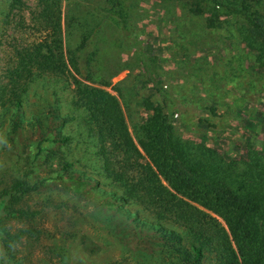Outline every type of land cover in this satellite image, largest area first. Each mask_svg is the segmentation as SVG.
Listing matches in <instances>:
<instances>
[{
    "label": "rangeland",
    "instance_id": "rangeland-1",
    "mask_svg": "<svg viewBox=\"0 0 264 264\" xmlns=\"http://www.w3.org/2000/svg\"><path fill=\"white\" fill-rule=\"evenodd\" d=\"M97 2L104 7L99 11L104 20L95 77L103 69L106 75L118 65L127 66L107 80L108 86L80 81L66 63L68 41L73 47L78 42L79 15ZM105 3L0 0V202L6 207L0 210V226L18 264H169L182 250L201 246L211 231L203 227L200 237L183 224L174 208L183 200L170 201L173 192L138 144L136 127L150 117L142 100L150 97L148 106L159 98L151 84L142 83L148 76L136 49L119 47L124 41L118 19L107 14ZM129 3L139 46L153 59L150 69L156 68V80L174 99L176 134L198 141L203 132L199 121L208 119L211 130L205 135L212 146L227 143L224 151L234 154L240 142L253 137L260 150L263 137L250 133L239 116L210 118L199 103L204 96L196 71L200 65H219L220 52L231 50L229 35L211 32L201 18L190 17L167 0ZM194 29L203 32L205 40L193 42L197 46L185 36ZM69 30H74L70 37ZM251 99L257 101L248 100L243 110L253 117L264 95ZM251 119L253 128L259 126V120ZM40 140L44 142L38 151ZM57 175L62 180L55 179ZM39 183L37 191L28 190ZM129 189L133 196L118 206L115 196ZM189 204L227 234L220 218ZM134 214L138 219L131 218ZM128 217L130 222L123 223ZM141 221L171 229L181 241L170 249L139 247L136 238L147 230ZM204 245L196 264H216V242Z\"/></svg>",
    "mask_w": 264,
    "mask_h": 264
},
{
    "label": "trees",
    "instance_id": "trees-1",
    "mask_svg": "<svg viewBox=\"0 0 264 264\" xmlns=\"http://www.w3.org/2000/svg\"><path fill=\"white\" fill-rule=\"evenodd\" d=\"M129 1L106 0L105 4L108 5L107 14L116 15L118 19L117 24L124 41L119 47L136 49L139 66L148 76L142 83L151 84L159 98L155 104L148 103V106L150 97L142 100L150 117L136 127L138 144L158 176L173 192L174 195H169L170 201L173 202L176 197L183 200L181 204L174 203L183 224L198 232L200 237L204 234L203 227L211 229L201 246L193 245L190 251L182 250V255L169 264H196L203 256L204 244L213 242H216L213 248L217 254L216 264H264V101L258 103L253 117L247 116L243 110L248 100H252L251 96L264 95V0H167L189 13L190 17L201 18L205 28L211 32H225L229 35L227 38L231 55L220 52L223 56L220 57L219 65H200L196 73H199L202 81L204 96L199 103L206 106L204 110H208L210 118L220 115L221 120H224L226 117L231 119L239 116L240 123L250 133L263 137L260 150L254 147L253 137H250L239 143L234 154L224 151V147H229L227 143L214 147L207 141V132L211 130L208 119L199 121L203 132L199 134L198 141L186 140L176 134L172 121L174 111H171L174 99L156 80V68L150 69L154 61L139 46L131 24L133 5ZM100 6L101 2L92 4L90 10L79 15V23L76 24L78 42L73 47L72 40L68 41L66 63L80 81L108 86L110 82L107 80L127 66L118 65L106 75L103 69L95 77L93 63L98 61L97 44L102 37L100 34L104 20V17L99 16L100 9L104 10ZM69 26L73 29V25ZM73 31H68V37ZM185 36L190 38L192 46H197L193 42H205L202 39L203 32L198 29ZM219 66L220 70L217 69ZM174 89L172 87V93L176 92ZM185 92L189 93L187 90ZM242 116L245 117L242 119ZM251 118L259 120V126L253 128ZM43 142H38V151H41L40 145ZM54 178L62 180L60 175ZM40 186L41 183L28 190L37 191ZM133 193L134 190L129 189L122 196H115V203L118 206L125 203ZM191 202L220 218L227 234L224 229L216 230L215 222L204 219L208 216L192 207L189 204ZM111 203V206L115 205ZM2 209L5 211V203L0 202ZM195 214L203 216L198 231L196 226L201 218ZM131 218L136 219L137 215ZM122 221L130 222V218H123ZM141 223L147 230H140L141 236L136 238L139 247L154 249L159 246L161 249H170L181 241V235L171 229L146 221ZM7 237V232L0 226L2 264H18L10 253Z\"/></svg>",
    "mask_w": 264,
    "mask_h": 264
}]
</instances>
